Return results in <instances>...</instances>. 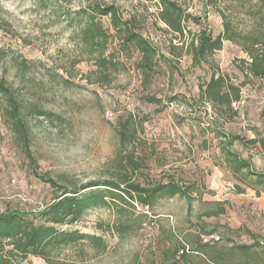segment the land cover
I'll list each match as a JSON object with an SVG mask.
<instances>
[{
    "label": "rangeland",
    "instance_id": "rangeland-1",
    "mask_svg": "<svg viewBox=\"0 0 264 264\" xmlns=\"http://www.w3.org/2000/svg\"><path fill=\"white\" fill-rule=\"evenodd\" d=\"M176 1L187 18L181 40L160 20L156 0H0V79L21 102L34 157L25 156L0 98V214L44 225L40 213L57 196L89 183L101 186L82 195L107 191L105 182L128 189L175 181L184 190L158 193L149 206L116 191L125 201L109 199L58 226L102 238L104 252L82 242L50 250L49 262L30 255L16 264H264V193L256 194L263 188L253 174H264V147L252 142L264 138V76L251 74L252 60L239 44L256 38L264 54V7L258 0ZM97 3L117 7L153 44L152 68L134 47L111 39L105 56L117 70L108 82L89 77L96 65L80 42V13ZM99 20L115 36L110 19ZM225 21L237 41L224 40L221 50L194 63V35L208 29L217 38ZM213 75L241 88L236 114L202 99L200 87ZM230 152L252 171L236 177Z\"/></svg>",
    "mask_w": 264,
    "mask_h": 264
},
{
    "label": "trees",
    "instance_id": "trees-1",
    "mask_svg": "<svg viewBox=\"0 0 264 264\" xmlns=\"http://www.w3.org/2000/svg\"><path fill=\"white\" fill-rule=\"evenodd\" d=\"M152 2L154 0H141ZM160 7L159 18L167 26L168 31L181 40L187 33L185 25L186 17H184L181 7L176 0H156ZM260 6L264 7V0H258ZM90 10H83L80 14L84 18L80 23L79 37L81 45L88 48L89 52L94 55L96 70L90 73L89 77H96L99 82H108L112 71L117 70L118 63L111 56H105L108 44L111 39L120 41L123 47H134L142 56V65L147 68H152L157 51L153 44L145 38L143 34L136 31L132 27L131 19L125 20L119 12V9L114 5L94 4ZM107 17L110 19L111 27L115 32V36L109 35L103 23L99 18ZM193 18V17H192ZM196 25H201L198 18H193ZM264 21V14L262 16ZM224 40L237 41L233 33L231 23L224 22V34L214 38L208 29H202L198 34L194 35V40L191 41L190 53L194 63L201 64L207 60V57L214 52L221 50ZM251 43L243 44L244 51L250 56L252 62L249 70L255 78L264 76V54L259 49L260 43L256 38ZM159 58H162L158 55ZM110 72V74L108 73ZM202 99L212 104L214 107L220 108L228 112L236 114L233 104L241 99V88L227 81L224 76L216 77L213 75L209 82L200 87ZM0 98L5 99L6 108L4 112L5 118L11 125L12 130L17 135L19 142L24 150V154L31 162H34V157L31 151L30 129L22 115L21 102L13 89L3 79H0ZM39 117L44 116L43 111H36ZM122 143H125L127 134L125 129L120 131ZM233 140H238V137H232ZM253 143H260L264 147V138L254 139ZM227 160L231 165V170L236 177L242 174L244 170L252 171L251 164L241 158H237L233 153L227 154ZM256 176L257 185L263 188V191L256 190L258 196L264 193V174L253 173ZM38 178L49 182L53 187L57 183L52 179H45L37 175ZM96 183L75 188L63 192L57 196L54 202L40 213L46 218L44 225H35L29 222L19 213L0 214V264H16L15 258L28 256L41 257L49 262L50 250L59 246L76 245L82 242L91 244L99 253L106 250V243L100 237L86 235L79 231H64L58 228L60 225L76 222L81 215L91 207L107 206L108 200L115 201L120 199L125 201L123 197L118 195L116 191H121L133 198L137 196L139 201L144 206H149L155 195L165 193L170 197L184 194L183 188L175 181L165 184H159L153 188H144L141 185L133 184L128 189H122L121 184L116 182H105L107 191L91 192L82 195L83 191L96 188ZM239 193H243L242 187H237ZM216 213H212L215 215ZM207 245V244H206ZM204 245V246H206ZM9 247V249H7ZM246 255L248 246L240 248ZM185 257V254L182 255ZM213 258V257H212ZM215 259V258H213ZM211 264H236V263H221L218 259ZM238 264H250L238 263Z\"/></svg>",
    "mask_w": 264,
    "mask_h": 264
},
{
    "label": "built area",
    "instance_id": "built-area-1",
    "mask_svg": "<svg viewBox=\"0 0 264 264\" xmlns=\"http://www.w3.org/2000/svg\"><path fill=\"white\" fill-rule=\"evenodd\" d=\"M242 104H244V100H243V97L241 96L240 101L234 103V104H233V107H236V106H239V105H242ZM181 253L183 254V253H184V250H182Z\"/></svg>",
    "mask_w": 264,
    "mask_h": 264
}]
</instances>
